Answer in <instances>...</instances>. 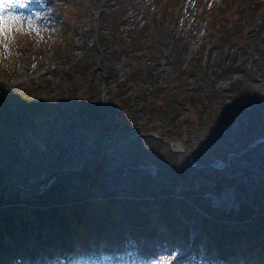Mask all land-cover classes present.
<instances>
[{
    "label": "rangeland",
    "instance_id": "rangeland-1",
    "mask_svg": "<svg viewBox=\"0 0 264 264\" xmlns=\"http://www.w3.org/2000/svg\"><path fill=\"white\" fill-rule=\"evenodd\" d=\"M114 1L117 3L114 4L113 8L117 7L122 11L124 9L127 19L120 20L105 17L106 11L111 9L107 7L113 4ZM169 1L174 11L172 19L166 17L158 21L156 17H162L163 12L161 10H164ZM169 1L6 0L4 5L7 7L0 10V16L5 18V30L0 31V130H7L10 127L8 120L16 122L19 110L21 107H26L27 102L20 104L21 98L27 96L25 95L26 90L29 88L28 90L36 91L37 88L39 89L42 86L47 91L43 98L47 99L49 95H52V104L54 103V106L62 113L66 112L73 104L75 105L70 96L73 94L77 98H87L90 102L89 106H92L94 102L97 103L102 111L110 116L99 127L102 130V136L105 138L102 141L101 148L95 150L94 153L100 152L99 155L107 159L110 163V171L113 174L117 171L122 157L117 152L112 153L111 149L115 148L117 151H123L130 141H133L131 145H134L139 140H135L134 135L130 131H126L125 117H121L115 111L110 110L109 102H117L126 106L129 111L134 112L135 121L140 122V124L138 123L141 125L140 129L148 132L154 127L157 128L156 131L153 129V133H151L154 135L153 138L161 140L165 146L170 148L171 152L173 151L170 144L162 140L167 138H162L160 134H171L173 137H177L176 134L180 135L181 139L177 137V140L175 138L177 141H174V150H179L178 147L181 146L182 150L192 156L195 163L190 162L184 154L173 153L184 157L190 167H192V164L197 165V168L192 167L196 171L208 170L215 166L217 169H213L219 173H223L228 169L231 171L237 169L239 177L244 178L245 171L251 170L256 172L260 178H264V136L257 139L254 136L256 130L264 132V61L260 58L252 64L251 61L256 58L257 54L247 52V54H244L241 51L238 61L234 63L235 56L232 55V58H227V48L223 43L222 46L220 43L209 46L210 37L212 42L213 39L215 42L221 41L220 38L218 40L215 37L213 38V32L216 30L209 18L213 19L215 17L217 9L225 0ZM252 3L262 10L251 25L252 32H264V0H252ZM157 21V29L154 32L155 28L152 24H156ZM67 28H69L68 32L74 33V36L70 53L69 51L65 53V60L77 63L79 62L78 58L83 56L84 62H81L82 65H78L77 73H84V75H81L79 79L92 77L91 79L95 81L93 87L89 84L81 86V88L78 87V93H75L71 88L72 86H69V93L60 101L61 103H56L55 98L58 93L65 90L64 87L59 85V81L62 80L61 73L67 72L66 69L69 66L61 70L58 69L59 74L55 76L54 70L57 69V66H54L55 61L51 58L54 46L58 42L64 43V37L60 41L59 35L63 31L67 32ZM259 29L263 30L258 31ZM242 32H247L246 28ZM29 33L35 35L39 41L37 42L39 44L37 50L33 51L31 49L34 41L31 42L30 39L26 38ZM113 35H115V38H113ZM249 36L253 38L255 35L252 33ZM35 37L34 39H36ZM27 42H30V44ZM98 45L100 49L107 50L109 53L110 59L106 60V65L102 62V53H99L100 56L97 57L99 61L96 60L94 54L99 50ZM140 52H144L142 59H140ZM104 56L106 59L105 54ZM149 58L152 60L150 65L144 63L142 68L146 66L151 68V65H153L157 70L154 75H157L158 80L160 79L159 91L162 96L159 98V104L156 105V108L159 111L170 112L171 115L176 112L174 97L181 92L180 90H191L198 84V77H194L195 73L193 75L195 65L200 64L198 67H204L205 64V67L202 68L205 73L215 77L211 82L221 98L220 107H218L220 119L210 131H216L215 140L217 135L227 138L226 143L229 146L228 151L230 153L225 159L216 157L217 148L212 144L217 142L210 141V138L207 135H202L200 131L205 124L206 117L203 116V122L199 123V118L194 116L197 121L194 120L193 124V119L185 116L192 123L182 125V131L177 132L174 123L164 122L162 117L161 122L156 119L148 121L147 111L144 110L140 113L142 104L138 102L137 98L140 97L141 91L150 90L156 77L153 82H150L145 78L146 76L140 78L139 75H134L133 71L138 73L137 70L140 67H136L137 64ZM171 58L173 59L172 62L170 61ZM174 62L179 66L178 68L173 65ZM176 69V73L180 70L181 75L185 77H177ZM218 70L221 71L217 74ZM251 72H255V76ZM249 73L250 75H248ZM80 83L82 84V81ZM39 91L41 90L39 89ZM38 93L37 91L36 95ZM164 94L169 97L164 98ZM181 119L184 118L181 117ZM113 122L117 123L116 127L113 126ZM250 131H254V133L249 134ZM249 142L251 143L245 147ZM1 143L2 137H0ZM138 143L140 145H156V142L151 143L150 141ZM250 146L253 147L249 149L251 152L249 157H242L241 155L247 152L246 149ZM234 151L238 152L232 153ZM230 155L236 156L230 158V163L226 164ZM181 162L184 161L181 160ZM222 162L226 165L221 166ZM184 166H186L185 162ZM145 171L155 178L158 176V169L153 164L150 165L149 163ZM69 173L74 172L64 173L59 177ZM8 177L7 175L0 176V197L12 190L28 194L24 190L35 191L47 180L35 187L25 188L23 185L15 187L16 185H13ZM107 186L109 191L118 193L119 197H135V193L126 182L117 181L113 184L110 180ZM181 188L182 186L174 191V196L177 199H179ZM75 189L77 188L72 190ZM237 195L235 190L229 189L218 198L215 196L210 197L212 198V205L232 211L237 209L244 200L243 198L247 196L244 193H241L239 197ZM207 196L209 197V195ZM91 201L96 202L95 200ZM123 221L127 234H132V237L125 242V237L118 234L119 243L126 246H129L130 243L137 244L136 246L146 248L149 251L148 254L152 255L140 264H255L257 260L264 263L263 253L248 249H244L243 253L239 251L236 256L228 255L225 258L217 259L215 256L217 254L216 248L212 249V253L209 251V245L212 242L209 237L202 235L198 220L188 223L187 229L179 225V230L175 232H172L157 220H154L145 229L139 228L137 223L129 218ZM15 233L9 237L4 236L6 253H8V246L13 243L21 245V251L26 250L27 246H33L34 242L24 235L23 231L17 229ZM57 233L61 237L59 230ZM140 233L146 236L153 233L154 238L146 240L140 236ZM20 238L23 241L17 242L16 239ZM35 238L38 239L39 237L35 236ZM28 255L27 257L30 260L32 254L28 253ZM4 256L6 254H2L1 250L0 257ZM67 256H69V253ZM22 259L24 258H20L18 261L22 263ZM18 261L16 264H18Z\"/></svg>",
    "mask_w": 264,
    "mask_h": 264
},
{
    "label": "trees",
    "instance_id": "trees-1",
    "mask_svg": "<svg viewBox=\"0 0 264 264\" xmlns=\"http://www.w3.org/2000/svg\"><path fill=\"white\" fill-rule=\"evenodd\" d=\"M117 1L121 2V0ZM115 3L117 2L114 1L107 7L111 9L106 11L105 17L127 19L124 9L122 11L120 8H113ZM170 8L169 1L164 10H161L162 17L157 16L156 19L158 21L166 17L172 19L174 11ZM261 11L252 3V0H225L217 9L215 17L209 18L216 30L213 32V38L215 37L216 40L220 38L221 41L215 42L213 39L212 42L210 37L209 46L218 43L222 46L223 43L227 48V58L235 56L234 63L238 61L241 51L244 54L246 52L257 54L251 61L252 64L260 58L264 61V32H252L251 27ZM158 21L152 24L155 28L154 32ZM245 28L247 32H242ZM66 30L67 32L63 31L59 35L60 41L64 37V43L58 42L54 46L51 58L55 61L54 66H57L54 70L55 76L59 74L58 69L69 66L66 69L67 72L61 73L62 80L58 79L59 85L65 90L58 93L55 98L56 103L62 101L69 93V86L78 93V87L81 88L87 84L93 87L95 81L91 79L92 77L79 79L81 75H84V73H77L78 65L84 62L83 56L78 58L77 63L65 60V53L66 51L70 53L74 36L73 32H68L69 28ZM260 30L263 29L258 31ZM252 33L255 36L250 38L249 35ZM33 36L35 37L29 33L26 38L31 42L34 41L31 48L34 51L39 48L37 43L39 41ZM27 43L30 44V42ZM98 48L99 50L94 54L96 60L99 53H102V62L106 65V60L110 59L109 53L107 50L100 49L99 45ZM139 55L142 59L144 52H140ZM172 60L171 58L170 61ZM150 62H152L151 58L139 62L136 66L140 67L137 70L138 73L133 71V74L139 75L140 78L146 76L145 78L150 82H153L156 77L150 90L141 91L140 97L137 98L142 104L140 113L146 110L148 121L156 119L161 122L162 117L164 122L174 123L177 132L182 131V125L192 123L185 116L191 117L193 124L194 120L197 121L194 116L199 118V123H202L203 118L206 117L200 131L202 135H207L210 141L217 142L212 144L217 148L216 157L225 159L230 153L226 143L227 138L217 135L215 140L216 131H210L220 119L218 107H220L221 98L211 82L215 77L206 74L202 69L205 64L204 67H198L200 64L195 65L193 75L196 74L194 77H198V84L191 90H180L181 92L174 97L176 112L171 115L170 112L159 111L156 108L162 96L159 91L160 79L158 80L157 75H154L157 70L153 65L151 68L150 66L142 68L144 63L150 65ZM173 65L179 67L175 62ZM176 71L177 69L175 73ZM220 71L218 70L217 74ZM177 73V77L184 76L181 75L180 70ZM251 74L255 76L256 73L251 72ZM28 89H25L27 96L20 100V104L27 102L26 107H21L16 122L8 120L10 127L7 130H0V137H2L0 176L7 175L11 183L16 185L15 187L23 185L25 188L35 187L59 171L81 167L87 161L92 149L101 147L105 137L102 136L103 133L99 127L110 117L97 103L94 102L92 106H89L90 102L87 98H77L73 94L70 96L75 105L73 104L62 113L54 106V103L52 104V95H49L47 99L43 98L47 92L45 87L40 86L41 91L38 88L36 91ZM37 91L39 93L36 95ZM163 97L169 96L164 94ZM108 105L117 115L125 117L127 132L130 131L134 136L137 134L141 136L135 137V140L139 141H136L134 145H131L133 141H130L123 151L111 149L112 153L117 152L122 157V159L119 158L120 164L117 171L114 174L111 173L110 163L99 155L100 152H97L94 153L85 171L69 173L57 178L46 193L38 195L22 192V194L13 190L4 193L0 197V251H5L4 236L14 235L17 229L23 231L27 237L34 238L35 236L40 238L46 229L56 227L61 230L62 236L77 233L80 236L102 237L114 231L123 235L127 241L130 239V234H127L123 220L129 218L141 229L147 228L154 220H157L172 232L179 230V225L187 229L188 223L198 220L202 235L209 237L212 242L209 245V251L212 253V249L216 248L217 259L228 255L236 256L239 251L243 253L244 249L264 254V178H260L251 170L245 171L244 178L239 177L237 169L232 171L228 169L223 173L216 172L213 168L196 171L189 166L184 157L171 152L161 140L145 137L157 128L154 127L148 132L144 131L139 128L140 122L135 121V113L129 111L126 106L117 102H109ZM113 126L116 127L117 123L113 122ZM252 133L254 131L249 132V134ZM160 136L172 142L181 139L178 134H176L178 139L166 133H161ZM254 136L255 139L260 138L264 136V132L256 130ZM149 141L156 142V145L138 143ZM250 143H247L245 147ZM187 146H189L188 143ZM236 152L238 151L232 153ZM249 153L251 152L248 150L241 156L249 157ZM149 163L158 169L156 178L145 171ZM110 180L113 184L117 181L128 183L135 197L122 198L118 193L109 191L107 183ZM181 186L180 196L177 199L174 191ZM73 188L77 189L72 190ZM229 189L235 190L238 197L241 193L247 195L237 209L227 211L212 205L210 196H222ZM140 236L146 240L154 238L153 233L147 236L140 233Z\"/></svg>",
    "mask_w": 264,
    "mask_h": 264
},
{
    "label": "bare ground",
    "instance_id": "bare-ground-1",
    "mask_svg": "<svg viewBox=\"0 0 264 264\" xmlns=\"http://www.w3.org/2000/svg\"><path fill=\"white\" fill-rule=\"evenodd\" d=\"M5 2L6 0H0V4ZM193 163L195 162L193 161ZM58 230L61 232L58 227L48 228L38 239L33 236L29 237L34 244L32 247L27 246L26 250L21 251V245L13 243L8 246V253H5L6 256H4L5 259L0 257V264H16L20 258H24L21 264H140V262L152 256L148 254L149 251L146 248L136 246L137 244L121 245L119 238H117L118 233L114 231L109 233L108 236L102 237L98 235L80 236L77 233H69L60 237L57 233ZM16 241L22 242L23 239H16ZM126 249L128 250L125 251ZM28 253L32 254L30 260L27 257L29 256ZM68 253L70 257L67 256ZM18 264H20L19 261ZM255 264L264 263L257 260Z\"/></svg>",
    "mask_w": 264,
    "mask_h": 264
},
{
    "label": "water",
    "instance_id": "water-1",
    "mask_svg": "<svg viewBox=\"0 0 264 264\" xmlns=\"http://www.w3.org/2000/svg\"><path fill=\"white\" fill-rule=\"evenodd\" d=\"M135 137H141V136H140V135H135V136H133V138H135ZM145 137H154V135H152V134H148V135H145ZM159 139H161V138H159ZM162 140L165 141L167 144H170L171 149H172L173 152H177V153L184 154L185 156H187V158H189V161L193 163L192 156H191L189 153H187L185 150H182V149H181V148H182L181 146L178 147L179 150H174V146H173V145H175L174 142H172V141H171L170 139H168V138H167V139H162ZM252 147H253V146H250V147H248L246 150H248V149H250V148H252ZM97 149H99V147H96V148H94V149L91 151V153H90V155H89L87 161H86V162H85L80 168H78V169H70V170L62 171V172H60V173H57V174L51 176V177L48 178L45 182H43V183L41 184V186L38 187L35 191H33V190H29V189H26V190H24V191L28 192V194H31L32 192H33V194H40V193L45 192L47 189H49V188L52 186V184L54 183V181H55L60 175H62V174H64V173H68V172H82L83 170H85V169L89 166V164H90V162H91V159H92V156H93V152H94L95 150H97ZM237 155H238V154H237ZM234 156H236V155H230L229 158H228V160H227V163H226V164L230 163V158H232V157H234ZM191 166H192V167H195V168L198 167V166L195 165V164H192ZM213 168L217 169L215 166H213ZM18 189H19V188H18Z\"/></svg>",
    "mask_w": 264,
    "mask_h": 264
},
{
    "label": "snow or ice",
    "instance_id": "snow-or-ice-1",
    "mask_svg": "<svg viewBox=\"0 0 264 264\" xmlns=\"http://www.w3.org/2000/svg\"><path fill=\"white\" fill-rule=\"evenodd\" d=\"M5 7L7 6L4 4H0V10H3ZM4 30H5V18L3 16H0V31H4Z\"/></svg>",
    "mask_w": 264,
    "mask_h": 264
}]
</instances>
